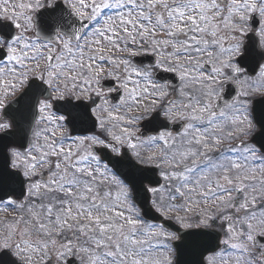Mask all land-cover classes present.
<instances>
[{
	"label": "snow or ice",
	"instance_id": "snow-or-ice-1",
	"mask_svg": "<svg viewBox=\"0 0 264 264\" xmlns=\"http://www.w3.org/2000/svg\"><path fill=\"white\" fill-rule=\"evenodd\" d=\"M0 264H264V0H0Z\"/></svg>",
	"mask_w": 264,
	"mask_h": 264
},
{
	"label": "water",
	"instance_id": "water-1",
	"mask_svg": "<svg viewBox=\"0 0 264 264\" xmlns=\"http://www.w3.org/2000/svg\"><path fill=\"white\" fill-rule=\"evenodd\" d=\"M28 135H29V137H30V133H29Z\"/></svg>",
	"mask_w": 264,
	"mask_h": 264
}]
</instances>
